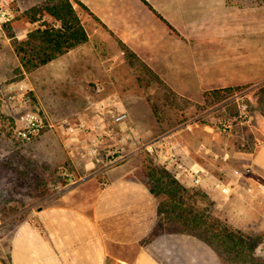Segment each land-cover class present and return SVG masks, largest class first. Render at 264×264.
<instances>
[{
  "label": "crops",
  "instance_id": "obj_1",
  "mask_svg": "<svg viewBox=\"0 0 264 264\" xmlns=\"http://www.w3.org/2000/svg\"><path fill=\"white\" fill-rule=\"evenodd\" d=\"M79 1L85 8L74 7L88 41L42 66L49 68L44 71L47 79L51 75L77 85L79 106L66 115L48 112L44 118L50 125L89 123L95 105L111 103L123 110L121 102L134 91V78L137 82L143 74L130 63L132 58L159 77L179 76L171 71V62L190 59L182 56V43L189 45L192 39L196 45L207 32L212 38L218 8L220 35L227 38L229 33L228 0ZM28 88L41 104L35 85L28 83ZM225 119L231 129L220 134L219 144L213 141L218 134L215 128L205 125L194 132L204 140L194 147L189 144L188 154H176L200 179L198 186L214 207V215L243 232L255 233L260 229L248 218L264 219V116L255 108L243 122ZM106 179L97 190L81 193L78 188L26 216L12 236L9 263L223 264L201 238L158 226V201L135 171L113 168ZM192 179L193 175H184L181 180L193 186ZM222 185L230 189L229 196L221 193Z\"/></svg>",
  "mask_w": 264,
  "mask_h": 264
},
{
  "label": "rangeland",
  "instance_id": "obj_2",
  "mask_svg": "<svg viewBox=\"0 0 264 264\" xmlns=\"http://www.w3.org/2000/svg\"><path fill=\"white\" fill-rule=\"evenodd\" d=\"M45 1L12 0L10 7L15 17L0 32V264H10L14 231L31 212L59 201L64 194L78 188L81 193L97 190L106 183V172L118 167L135 171V175L147 186L150 183L148 170L154 166L170 172L184 185L181 180L184 174H179L187 164L183 163V157L179 154L177 164L166 168L163 163L166 152H159L155 147L149 151L150 145L154 146L156 142L174 143L177 151H183L186 155L190 151L189 144L194 147L193 144L204 140L199 132L194 134L195 130L212 125L214 132L218 133L213 141L219 144L220 136L226 134L222 130L226 117L237 119L236 122L245 121L244 116L239 117L242 110L240 105H247V116H251L255 108L258 111L259 108L264 109V104L260 106L257 101L258 88L264 85V0H228L227 38L220 35L221 15L218 8L213 15L212 38L208 39L211 36L207 32V37H198L196 45L192 39L189 45L182 43V56L190 59L171 62L174 65L171 71L180 73L179 76L145 77L143 86L137 87L135 84L138 82L134 78V91L127 94L126 102H122L123 110L129 115L128 120L114 125L110 117H106L103 126L106 133L99 141L95 155L85 152V148L91 144L89 134L80 137V146L69 143L65 124H55L51 128L45 126L37 137L23 143L15 135V119L20 110L6 102L9 85L19 81L35 85L42 103L32 96L31 108L40 111L43 117L48 112L51 115H66L79 106L77 85L62 79L54 80L51 75L47 79L44 71L49 70L48 67H42L30 75L16 72L18 61L9 34L22 39V35L37 27L40 23H31L23 12ZM43 19L54 23L47 16ZM77 64L80 68V62ZM226 88L231 90L220 92L221 96L218 97V93L213 94V91ZM178 89L180 91H176ZM236 95L241 99L236 101ZM3 115L11 117L13 123L2 118ZM9 132L12 133L10 136ZM114 150L124 157L110 165L114 160ZM184 186L192 192L201 191L198 185ZM197 198L187 195L185 200L195 208H207L213 213L214 207L207 195ZM165 199L164 195L157 197L159 204ZM261 204L264 207V202ZM256 219L251 216L248 221L251 225L255 224L254 228L259 227L260 231L245 232L262 235L255 255L264 257V219ZM182 222L161 214L158 226L180 230L183 228ZM218 249L222 251V247L218 246ZM222 254L224 264L236 262L232 252L222 251Z\"/></svg>",
  "mask_w": 264,
  "mask_h": 264
},
{
  "label": "trees",
  "instance_id": "obj_3",
  "mask_svg": "<svg viewBox=\"0 0 264 264\" xmlns=\"http://www.w3.org/2000/svg\"><path fill=\"white\" fill-rule=\"evenodd\" d=\"M75 4L85 8L79 0H47L23 12L31 23L40 24L28 31L22 39L15 34H9L13 53L18 61L17 74H29L88 41V34L74 7ZM45 16L53 19L54 23L45 21L43 19ZM130 63L137 66L141 73L143 72L142 76L136 77L137 82L142 86L145 77H159L136 58H132ZM258 89L257 101L262 106L264 85ZM230 90L226 88L213 91V94L218 93V97L221 96L220 92ZM33 100L35 103L34 98ZM259 111L264 116V109L259 108ZM2 118L13 123L9 116L3 115ZM11 128L14 131V128ZM11 134L9 132V136ZM147 176L150 182L149 189L156 199L160 195L166 198L163 203H158L159 217L164 214L169 218L174 217L183 221V228L175 231L195 235L207 242L218 253L223 264L225 258L222 251L233 253L236 258L234 264H264V257L255 255L256 248L262 242V235L245 233L227 224L207 208H195L194 205L186 203L187 195L195 196L196 200L198 196L206 197V193L201 188V191L192 192L170 172L155 166L149 168ZM218 246L222 247V251Z\"/></svg>",
  "mask_w": 264,
  "mask_h": 264
},
{
  "label": "built area",
  "instance_id": "obj_4",
  "mask_svg": "<svg viewBox=\"0 0 264 264\" xmlns=\"http://www.w3.org/2000/svg\"><path fill=\"white\" fill-rule=\"evenodd\" d=\"M11 1L12 0H0V32H3L4 27L10 24L15 17V13L10 7ZM234 98L236 101L241 99V97L237 95ZM6 102L12 108L20 110L18 117L15 119V135L19 141L23 143L30 142L40 134L45 126H48L49 128L53 127V125L47 124L40 111L31 108L32 100L28 83L26 81H19L8 86ZM116 103L120 104V101L117 100ZM240 107L242 110H240L239 117L242 118L244 116V119L248 118L249 116L245 114L247 105H240ZM106 117H110L111 124L116 125L125 123L128 120L129 115L125 110H119L118 106L116 107L111 103L100 104L99 106L95 105L92 110V121L89 123L85 120H78L75 124L72 122L66 124L69 143L80 146V137L84 134H89L91 144L85 148V152H88V155H95L98 152L99 141L106 133L103 129ZM229 126L230 123L226 120V124L223 126L222 130L226 133L231 128V126ZM153 147H155L156 150L159 149V152H166V156L164 157L165 161L163 162L166 168L174 167L177 164V146L174 143L156 142L154 146L150 145L148 147L149 151H152ZM78 152H80V150ZM112 157L114 160L110 162V165L122 159L124 155H121L120 152L114 150ZM179 174L193 175V184H200V179L195 177V173L191 172V170L186 167L182 168ZM220 190L223 195H230V189L228 186L222 185Z\"/></svg>",
  "mask_w": 264,
  "mask_h": 264
}]
</instances>
